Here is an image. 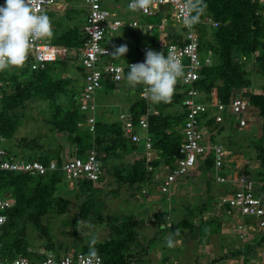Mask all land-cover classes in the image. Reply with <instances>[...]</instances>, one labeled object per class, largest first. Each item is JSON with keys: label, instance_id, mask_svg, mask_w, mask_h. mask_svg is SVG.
<instances>
[{"label": "trees", "instance_id": "16d2710c", "mask_svg": "<svg viewBox=\"0 0 264 264\" xmlns=\"http://www.w3.org/2000/svg\"><path fill=\"white\" fill-rule=\"evenodd\" d=\"M199 4L204 10L200 14V20L196 26L198 50L202 60H204V56H208L209 64L199 70V79L194 83V87L199 93L197 101L208 105L215 95L219 103L228 105L232 98L242 97L235 96L234 90L239 87L250 88V80L245 78L244 71L238 61L241 56H250L257 52L256 63L261 71H264V50L262 49L264 15L255 0H201ZM168 12L167 10V16ZM162 13L161 11L157 12L149 18V22H160L163 17ZM207 18L217 22V27L213 28L205 24ZM109 34L105 36L104 41ZM57 40H60L68 51L77 48V54H79L83 50L85 37L81 30L73 27L62 32ZM103 45L105 46V44ZM69 55L72 58L74 54L69 53ZM67 60L47 63L43 69L38 70L30 69L29 62L26 60L22 67L0 71V137L5 141V149L22 161L38 160L44 166H48L51 160H55L60 167L65 158L60 156L59 149L49 151L48 155L35 159L32 152L25 151L21 154L11 151L8 142L12 139L16 129L18 111L25 101L44 99L55 103L57 100H63L68 108L53 110L55 117L51 121V127L58 133H66L68 140L75 144L77 151L74 156L84 157L86 153L94 150L104 169L108 162L113 160L111 157L116 155L117 150L123 152L131 148L132 145L137 149L140 148L142 158L134 161L125 172L115 167L114 178L118 182H125L130 187L136 186V188L142 189L146 182L152 180L154 171L148 172L146 169L143 146L131 144L122 137L118 119L109 125L96 121L93 132H90L86 127L80 128V124L84 121V115L79 111L74 98L84 88L83 69L81 67L79 69L82 71L80 89L73 88L68 94L66 89L71 79L64 80L52 76L55 66L64 70L68 68L69 62ZM18 71L19 73H17ZM115 84L107 81L103 83L102 88L113 89ZM137 88L140 94L142 86L138 85ZM184 98L185 94L181 92L174 93L169 102L162 103H153L140 97L128 112L134 122L144 116L147 119L148 133L153 140V147L160 151L162 159H164L161 162L152 163L154 170L163 162L172 168L175 159L180 157L178 151L182 134L180 130L176 129L183 124L184 114L181 104ZM243 98L247 99L250 108L257 110L258 116L262 120L261 126L264 129V85H262L259 93L255 94L250 90L249 95ZM150 106L154 108L157 114L148 112ZM166 109H173L174 113L165 115ZM97 114L95 113L96 117ZM203 118L207 130L212 131V133L214 130L218 133L224 130L239 129L232 115L226 120L228 125L215 124L212 111L205 114ZM111 135H114L112 140L109 139ZM215 143L217 141L213 140V136L207 141L208 145ZM260 159L263 162L264 151L261 153ZM200 163L205 170H211L213 160L210 152L206 153L205 159ZM260 165L262 168V163ZM61 179L66 180L60 169L49 171L44 176L39 177H32L26 173L0 172V191L6 198L13 201L12 207L7 211L8 219L0 229V253L4 258L12 259L18 255L31 260L43 258L36 252H28V235H31L34 230L38 231V227L42 228L43 221H48L51 216L65 213L67 201L55 197ZM101 180L102 176L98 182ZM256 181L261 185L260 187L256 185V194L264 203V175L257 177ZM70 183L79 186L80 190L83 191L81 193L95 190L92 187L94 184L90 181L74 180ZM77 212L82 220L91 217L92 214L90 205L86 201L77 205ZM224 215L227 216L225 213ZM94 216L100 224L109 227V236L102 242H96L94 250L84 248L80 251L81 253L99 256L101 264H144L148 262L149 247L155 241L156 235L151 240L149 239L146 244L141 242L143 241L140 239L142 221L136 220L134 217L131 218V216H109L106 220L99 214ZM169 216L168 210L153 215L159 233L171 235L172 238L177 235L180 228L189 226L184 222L169 223L167 221ZM215 221L218 220L215 219ZM260 240L264 241V235L261 236ZM46 248L48 250L46 253H53V245L49 244ZM249 248V246L246 247L247 255ZM67 253L70 252L54 254L60 258ZM236 255L238 252H234V256ZM166 262V264H173L168 258H166Z\"/></svg>", "mask_w": 264, "mask_h": 264}, {"label": "rangeland", "instance_id": "374dc122", "mask_svg": "<svg viewBox=\"0 0 264 264\" xmlns=\"http://www.w3.org/2000/svg\"><path fill=\"white\" fill-rule=\"evenodd\" d=\"M127 1L109 0L114 4L112 7L116 6L113 8L109 6L111 9L109 10L115 13L116 18L121 22L119 32H129L127 23L130 17H134L129 13L131 10L127 6ZM81 2V0L71 2L70 8L72 12L74 11L71 18L67 15L68 5L58 11L54 10L48 13L50 20L56 17V19L60 18L59 22L51 24L52 30H54L52 37L53 34L58 33L59 29L64 32L73 27L79 28L80 19L86 13V8ZM3 3L4 0H0V5ZM163 9L164 7H160L159 11L163 12ZM162 14L163 17L167 15V13ZM71 19H73L72 22ZM152 25L158 36H163L168 27L171 31L178 27L170 19L169 14L165 27H162L158 21ZM135 30L137 29L135 28ZM123 34L125 35V33ZM119 35L116 34L117 37ZM127 36L131 38L130 45L136 43L141 46L148 40V35L138 30L135 37ZM77 53V48L70 51V54L74 55L72 58L70 55L68 56L69 66L67 69L55 66L52 72L54 77L64 80L71 79L66 89L67 94L73 88L80 89L82 71L79 70ZM131 55H133L131 58H135L138 53L131 51ZM257 57L258 53L256 52L238 59L245 78L250 80V88L239 87L233 91L235 96L247 97L250 90L255 94L261 91L262 85H264V71H261L256 63ZM203 59H208V56H204ZM137 87L138 85L131 86L125 78L123 82L116 83L113 89L102 88L96 98L98 107L96 121L109 125L115 122L121 113L129 114L130 108L140 98ZM176 92H180V90L176 88L174 93ZM56 108L65 110L68 106L63 100H57L55 103L44 99L25 101L18 111L16 129L12 139L8 142L11 151L21 154L29 151L32 152L33 158L38 159L48 155L49 151L59 149L61 157L66 159L73 157L77 151L75 144L68 140L66 133H58L51 127V121L55 117L53 110ZM173 113V109L164 111L165 115ZM246 118L247 125L243 129L224 130L218 133L216 130L213 133L209 130L208 135L210 139L213 136V140L215 139L217 143L225 147L227 152L226 170L228 172L231 170L233 176L239 174V177L245 174L252 178L257 187H260L256 178L264 175V160L261 162L260 159L261 153L264 151V129L256 109L249 108ZM113 138L114 135L109 137L111 140ZM3 143H5L4 140ZM111 158L113 160H110L103 169L102 180L92 185L95 189L92 192L89 190L86 193H81L83 191L79 186L66 180H60L55 197L67 201L66 211L62 215H53L48 221H43L42 228L38 227V231L34 230L31 235H28V252L46 253L48 251L46 246L49 244L54 246L52 254L80 252L84 248L94 250V244L106 240L110 233L109 227L100 224L94 216L99 214L104 220L109 216H131V218L134 217L136 220L142 221L140 239H143L141 242L144 244L156 235L155 241L149 247L148 259L146 258L148 262L144 264H166V258L173 264H264V241H260V232H255L256 236L249 240L245 239L227 222L226 217L218 216L212 212L221 195L213 188L215 185L210 182L212 180L211 171L204 170L202 173L200 170L202 164L199 163L197 165H201L199 169L190 170L188 175L172 185L169 194L162 195L158 189L161 177L158 178L159 174H155L142 189L136 188V186L130 187L125 182H118L114 178L115 167L125 172L134 161L142 158L140 148L137 149L132 145L131 148L123 152L117 150L116 155ZM84 201L90 205L93 215L82 220L79 218L77 205ZM164 210L170 212L167 219L169 223L184 222L189 226L180 228L177 235L172 238L171 235L159 233L153 215L162 213ZM169 238L173 240L171 247L167 245ZM247 246L250 247L248 255L246 254ZM234 252H238V255L234 256Z\"/></svg>", "mask_w": 264, "mask_h": 264}, {"label": "built area", "instance_id": "2783aa9c", "mask_svg": "<svg viewBox=\"0 0 264 264\" xmlns=\"http://www.w3.org/2000/svg\"><path fill=\"white\" fill-rule=\"evenodd\" d=\"M200 1L192 0L193 3ZM255 1L264 15V0ZM82 2L86 8L84 24L81 27L85 42L82 52L78 54V64L83 69L84 88L74 98L79 111L84 115L83 124L80 126L84 125L90 132L94 131L96 98L104 82H122L127 76V65L143 62L145 53L149 49L164 52L165 55L171 53L181 60L184 67L183 75L178 79L176 85V88L185 94L181 104L184 114L183 124L177 128L182 134L178 151L180 157L175 159L172 168L163 162L154 170L152 163L161 162L164 159H162L160 151L153 147V140L148 133V123L145 116L134 122L128 114L121 113L118 120L121 125L122 137L131 144L143 146V157L147 164V171H154L153 177L155 174H159L158 178L161 176L158 189L162 195L169 194L172 185L188 175L190 170L196 169L198 163L205 159L207 152H210L213 160L210 171L214 182L220 185L228 182V177L225 176L227 172L226 149L219 143L207 144L209 135L203 116L212 111L215 124L228 125L226 120L232 115L237 124L235 125L239 129H243L247 125L246 114L250 107L247 99L243 97L232 98L228 105L219 103L216 98L208 105L197 101L199 93L195 89L194 83L199 79V70L209 64V59L202 60L200 58L196 32L198 22L191 27L184 23L186 19L194 15V11L186 6L188 0H148L146 7L131 9L144 17H148L154 15L160 7H165L169 10L170 19L183 29L184 35L183 40L178 44L159 43L154 48L147 45L143 46L140 55L124 62H115L111 58L110 49L103 45L105 36L118 31L121 27V22L116 18L115 13L103 7L102 0H82ZM29 3L35 13L48 15L57 4V0H29ZM130 3L131 0L127 2L128 8ZM166 21L167 19H163V22ZM204 23L213 28L217 27V22L210 18L205 19ZM128 26L140 30L137 22H131ZM146 28L150 30L152 26L147 25ZM262 49L264 50V42ZM68 55L69 51L66 47L53 45L46 38L37 37L32 40L27 60L30 69L38 70L43 69L47 63L67 60ZM139 96L150 101L147 94L144 93L143 87ZM148 112L157 114L152 106L149 107ZM3 140L0 137V172L26 173L32 177H39L44 176L49 171L60 169L69 181L86 180L93 184H96L103 174L102 164L97 159L94 150L86 153L84 157L65 158L60 167L55 160H51L48 166H44L38 160L22 161L15 157L5 149ZM231 184L235 187L218 197L217 206L227 216L237 215L242 219L236 225L241 236L257 231L264 234V203L256 194V183L247 175L242 174L236 178L235 182L232 180ZM12 205V199L6 198L0 191V229L6 223L7 211ZM38 254L43 258L31 260L18 255L12 259H7L0 253V264H101L99 256H91L81 252H70L60 258L52 253Z\"/></svg>", "mask_w": 264, "mask_h": 264}, {"label": "clouds", "instance_id": "9594fccd", "mask_svg": "<svg viewBox=\"0 0 264 264\" xmlns=\"http://www.w3.org/2000/svg\"><path fill=\"white\" fill-rule=\"evenodd\" d=\"M147 3L148 0H131L129 8H143ZM186 6L195 13L184 21L191 27L200 20L204 9L192 0H188ZM51 35L49 16L35 13L29 0H4V4L0 5V71L22 67L28 58L33 38H48ZM127 51V46L121 45L114 56L123 57ZM127 66V82L133 87L143 86L144 93L153 103L169 102L176 91L177 81L184 72L180 59L171 53L165 55L164 52L151 49L146 51L143 62ZM167 245H173L171 238Z\"/></svg>", "mask_w": 264, "mask_h": 264}, {"label": "crops", "instance_id": "0c3cea01", "mask_svg": "<svg viewBox=\"0 0 264 264\" xmlns=\"http://www.w3.org/2000/svg\"><path fill=\"white\" fill-rule=\"evenodd\" d=\"M73 0H57V4L53 7V10L52 11H58V10H60V8H62V7H64L65 8V6L66 5H68V9H67V15H68V17H70L71 18V15L72 14H74V11L72 12L71 11V8H70V6H71V2H72ZM82 1V0H81ZM129 1V0H128ZM127 1V2H128ZM82 4H83V2H81ZM102 4H103V7H105L108 11H110L111 9L109 8V6L111 7V8H113V7H116V6H113L112 7V5H114L113 4V2H109V0H102ZM106 5H108V6H106ZM84 6V5H83ZM85 7V6H84ZM110 9V10H109ZM131 10V9H130ZM167 8H165L164 7V9H163V13H167ZM51 11V12H52ZM159 11V10H158ZM157 11V12H158ZM169 11V10H168ZM111 12V11H110ZM156 12V13H157ZM66 13V12H65ZM129 13L130 14H132L134 17H130V20H129V22L127 23V28H128V31L129 32H124V31H121V32H119V30L116 32V33H110L109 34V36H108V38L106 39V41H104L105 43V46L106 47H108L109 49H110V51H111V58L113 59V60H115V61H117V62H124V61H127V60H130V59H132L131 58V56H133V55H131V51L132 52H136V53H138V55H140L141 54V48L143 47V46H149L150 48H154V46H156V44L158 43H175V44H178V43H181V41L183 40V35H184V31H183V29H181V27L180 26H178L177 24V28H175V30L174 31H171V29L168 27V30H166V33L162 36H158V35H156V33H155V31L156 30H154L155 28L153 27V25H152V23L151 22H149V18H151L152 16H154V15H152V16H148V17H144V16H142L139 12H136V11H133V10H131V11H129ZM168 14H169V12H168ZM167 16V15H166ZM73 17V16H72ZM84 17H85V14L84 15H82V17H81V21H80V26H79V30H81V27H82V25L84 24ZM57 18V17H56ZM56 18H54L53 20H51V24L52 23H54V22H59L60 21V18L59 19H56ZM168 18V16L167 17H162V19L160 20V24H161V26L162 27H165V24H166V22H163V19H167ZM79 20V19H78ZM73 21V19H71V22ZM131 22H137L138 23V25L140 26V30L138 29V28H136L139 32H144L146 35H148V40L146 41V43L145 44H143V45H139V44H136V43H134V44H132V45H130V37H128L127 35H130V36H136V33H137V30H135V28L133 29V28H130L129 26H128V24L129 23H131ZM57 24V23H56ZM147 25H151L152 26V29H150V30H148L146 27H147ZM123 26H124V23H123ZM167 29V28H166ZM53 31V33H54V30H52ZM176 31V32H175ZM60 32V33H59ZM61 32H63L62 31V29H59L58 30V33L56 32L55 34H53V37L51 36V38L49 39V37L48 38H46L47 39V41H49L51 44H53V45H57V46H64L65 47V45H63V44H61L62 42H60V40H57V38L60 36V34H61ZM123 33H125V35L123 34ZM116 34H120L119 35V37H117L116 36ZM173 34V35H172ZM113 36V37H112ZM133 42V41H132ZM121 45H126L127 46V48H128V51H127V53L126 54H124V56L123 57H121V56H114V53H115V51H116V49L119 47V46H121ZM69 53H70V51H69ZM137 55V56H138ZM136 56V57H137ZM143 87V86H142ZM215 99V95H213V97H212V100H214ZM150 102H151V100H150ZM155 111V110H154ZM252 118V117H251ZM251 120H253V119H251ZM227 158V157H226ZM199 164V163H198ZM201 164V163H200ZM201 166V165H200ZM200 166H198V167H196V169H199V167ZM195 169V170H196ZM200 170L202 171V173L204 172V170H205V168L203 167V165H202V167L200 168ZM205 171H207V170H205ZM200 173V172H199ZM238 175L239 174H237L236 176H233V175H231V170H230V172H226L225 173V176H227L228 177V182H226L224 185H220V184H217V183H215L214 182V180H213V178H212V176H210L211 178H212V180H210V182H212L215 186H213V188H215V190H217V191H219L218 192V194L219 195H222L223 193H226V192H228V191H231L234 187H235V185H232L231 183H232V180L235 182V180H236V178L238 177ZM214 190V191H215ZM217 206V205H216ZM214 206L213 207V209H212V212L214 213V214H218V216L219 215H223L224 217H226V219H227V222L230 224V225H232L233 227H234V229H236V225H237V223L239 222V220H242L239 216H237V215H234V216H225L224 215V213H222V211H221V209L217 206ZM245 220V219H244ZM237 230V229H236ZM238 231V230H237ZM261 236L262 235H264L263 233H259ZM259 234H257V235H259ZM254 236H256L255 235V232H249L248 234H245L244 235V237H245V239H248L249 240V238L251 239V238H253ZM260 241H263V240H260Z\"/></svg>", "mask_w": 264, "mask_h": 264}, {"label": "bare ground", "instance_id": "6f19581e", "mask_svg": "<svg viewBox=\"0 0 264 264\" xmlns=\"http://www.w3.org/2000/svg\"><path fill=\"white\" fill-rule=\"evenodd\" d=\"M107 153V152H106ZM104 160V159H103Z\"/></svg>", "mask_w": 264, "mask_h": 264}]
</instances>
